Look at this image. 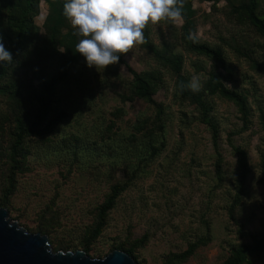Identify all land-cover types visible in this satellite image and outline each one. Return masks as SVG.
Here are the masks:
<instances>
[{
	"label": "rangeland",
	"instance_id": "obj_1",
	"mask_svg": "<svg viewBox=\"0 0 264 264\" xmlns=\"http://www.w3.org/2000/svg\"><path fill=\"white\" fill-rule=\"evenodd\" d=\"M246 0L191 2V34L223 51L234 101L205 89L213 62L184 41L185 21L149 22L144 42L119 63L88 67L63 15L65 0H38L28 39L0 81V207L55 251L103 258L133 249L137 264H221L264 235V38L237 12ZM0 0V37L8 49L11 17ZM258 14L264 19V0ZM180 55L188 83L199 77L207 112L180 96L177 74L148 48ZM129 68L153 77L151 98L135 94ZM61 77L43 115L45 82ZM24 128V129H22ZM29 128H32L29 129ZM237 148L247 155L242 178ZM122 185L101 232V206ZM120 250V249H119ZM126 252V251H125ZM245 264H264V251Z\"/></svg>",
	"mask_w": 264,
	"mask_h": 264
},
{
	"label": "trees",
	"instance_id": "obj_2",
	"mask_svg": "<svg viewBox=\"0 0 264 264\" xmlns=\"http://www.w3.org/2000/svg\"><path fill=\"white\" fill-rule=\"evenodd\" d=\"M7 7L14 8L17 14L11 17V32L13 35L7 36L9 41L8 49L13 54V61L11 63H0V81L3 80L8 74L9 70L13 67L15 62L21 53V48L24 43L30 39L32 31L30 28L33 24V19L36 14V6L38 0H1ZM259 0H246L240 5L235 6L237 12L243 13L247 20L258 30V32L264 38V19L258 14ZM193 9L191 2L188 3L187 11L182 8L181 17L184 19V41L187 47L194 53L204 55L208 57L214 64V70L211 71L209 79L206 82L205 89L210 93H219L221 96L230 99L243 107L245 105L244 96L227 87L225 81L229 79L225 71L227 70V59L223 51L219 48L212 47L206 43L198 42L197 40L190 39L191 34V16ZM148 48L154 53V55L164 64L170 66L177 74V88L181 97L188 98L194 103H197L204 111L207 112V103L203 100L200 91H193L188 87V81L182 72L183 59L180 55H165L159 52L154 46L147 43ZM134 78L135 94L139 97L151 98L154 93L155 83L150 73H139L132 68H129ZM61 77H54L50 81L45 82L43 92L46 96L42 98L43 115L41 118H45L49 113V106L54 102L56 97L57 83ZM24 129V128H22ZM32 130V128H29ZM237 153L240 161V168L242 178H244L249 172V164L246 153L237 148ZM124 187L122 185H115L112 188V192L107 198L106 202L101 206L98 217V224L95 228V232L92 235H97L101 232L104 225L107 212L114 206L121 191ZM198 244H192L187 250L180 254H173L170 256L167 264H176L186 260L196 250ZM122 247L119 249L121 250ZM131 256L133 255V249H125ZM264 251V235L260 238H256L252 243H246L235 248L231 255L221 264H245L248 256L257 255ZM133 257V256H132Z\"/></svg>",
	"mask_w": 264,
	"mask_h": 264
},
{
	"label": "clouds",
	"instance_id": "obj_3",
	"mask_svg": "<svg viewBox=\"0 0 264 264\" xmlns=\"http://www.w3.org/2000/svg\"><path fill=\"white\" fill-rule=\"evenodd\" d=\"M183 0H65L63 15L77 36L75 45L88 67L97 69L119 63L121 54L144 42L146 25L177 20L182 15ZM195 39V36H190ZM12 52L0 37V63L13 61ZM188 87L199 91V77Z\"/></svg>",
	"mask_w": 264,
	"mask_h": 264
},
{
	"label": "water",
	"instance_id": "obj_4",
	"mask_svg": "<svg viewBox=\"0 0 264 264\" xmlns=\"http://www.w3.org/2000/svg\"><path fill=\"white\" fill-rule=\"evenodd\" d=\"M0 264H137L123 250L115 249L103 258L85 252L55 251L45 234L32 233L0 207Z\"/></svg>",
	"mask_w": 264,
	"mask_h": 264
}]
</instances>
